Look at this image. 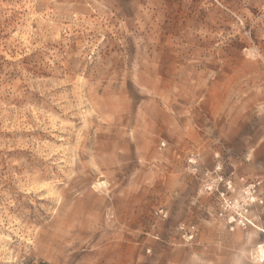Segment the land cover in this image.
<instances>
[{"label": "rangeland", "instance_id": "374dc122", "mask_svg": "<svg viewBox=\"0 0 264 264\" xmlns=\"http://www.w3.org/2000/svg\"><path fill=\"white\" fill-rule=\"evenodd\" d=\"M263 207L264 0H0V264H264Z\"/></svg>", "mask_w": 264, "mask_h": 264}, {"label": "crops", "instance_id": "0c3cea01", "mask_svg": "<svg viewBox=\"0 0 264 264\" xmlns=\"http://www.w3.org/2000/svg\"><path fill=\"white\" fill-rule=\"evenodd\" d=\"M263 227L253 223L252 226L264 233V207H263V221H262ZM261 244H264V241L258 243L256 247L257 251V259L260 262L264 261V256L260 258L261 253L259 252V246ZM164 256H158L155 258L156 264H223L224 260L221 259L223 255H220V252L215 250H200L199 253L192 252V250H188L185 252V254L182 257H179L178 259H171L170 255H167L166 258H163ZM239 256L237 254L232 253L231 256L228 257L227 264H239V261L237 259ZM262 260V261H261ZM167 262V263H166Z\"/></svg>", "mask_w": 264, "mask_h": 264}, {"label": "bare ground", "instance_id": "6f19581e", "mask_svg": "<svg viewBox=\"0 0 264 264\" xmlns=\"http://www.w3.org/2000/svg\"><path fill=\"white\" fill-rule=\"evenodd\" d=\"M231 188H233V185L231 186ZM243 193H245V192L243 191ZM250 200H252L253 202H256V200H255L254 197H251ZM262 202H263V201H261L260 203H262ZM241 215H242V214H241ZM231 221H234V219H232ZM251 224H252V222H251ZM259 252L261 253L260 258L263 257V256H264V244L260 245ZM261 261H262V260H261Z\"/></svg>", "mask_w": 264, "mask_h": 264}, {"label": "trees", "instance_id": "16d2710c", "mask_svg": "<svg viewBox=\"0 0 264 264\" xmlns=\"http://www.w3.org/2000/svg\"><path fill=\"white\" fill-rule=\"evenodd\" d=\"M37 264H49V263L44 262V261H41V262H39V263H37Z\"/></svg>", "mask_w": 264, "mask_h": 264}, {"label": "built area", "instance_id": "2783aa9c", "mask_svg": "<svg viewBox=\"0 0 264 264\" xmlns=\"http://www.w3.org/2000/svg\"><path fill=\"white\" fill-rule=\"evenodd\" d=\"M193 236H194V234H193V233H191V234L189 235V237H190V238H193Z\"/></svg>", "mask_w": 264, "mask_h": 264}]
</instances>
